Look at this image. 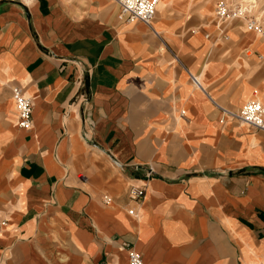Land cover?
I'll list each match as a JSON object with an SVG mask.
<instances>
[{
  "label": "crops",
  "instance_id": "crops-1",
  "mask_svg": "<svg viewBox=\"0 0 264 264\" xmlns=\"http://www.w3.org/2000/svg\"><path fill=\"white\" fill-rule=\"evenodd\" d=\"M191 5L161 0L152 31L110 0H0V264H264V133L210 101L264 105V44L189 31Z\"/></svg>",
  "mask_w": 264,
  "mask_h": 264
},
{
  "label": "built area",
  "instance_id": "built-area-1",
  "mask_svg": "<svg viewBox=\"0 0 264 264\" xmlns=\"http://www.w3.org/2000/svg\"><path fill=\"white\" fill-rule=\"evenodd\" d=\"M118 9L117 20L125 24L139 23L152 30V22L155 16L156 7L160 0H110ZM242 19L248 32L258 35L264 40V25L248 15L246 8L241 6H232L227 2L220 1L214 8V20L217 28L224 22ZM153 31V30H152ZM207 38V35H205ZM190 80L196 87L199 86L197 79L190 75ZM10 96L17 112V127L20 130L28 131L31 128V101L26 98L19 88L11 87ZM217 108L220 114V121L229 118L238 125L247 126L250 129L264 133V105L255 97L249 100L240 110L232 111L218 106L210 100ZM83 179L82 176L79 177ZM144 197V189L135 186H129L127 189V198L130 201L138 203ZM102 202L108 205L111 200L103 196ZM130 216H134L132 210H128ZM3 225V224H2ZM264 238V234H263ZM127 264H146L140 256L132 249H127Z\"/></svg>",
  "mask_w": 264,
  "mask_h": 264
},
{
  "label": "rangeland",
  "instance_id": "rangeland-1",
  "mask_svg": "<svg viewBox=\"0 0 264 264\" xmlns=\"http://www.w3.org/2000/svg\"><path fill=\"white\" fill-rule=\"evenodd\" d=\"M190 1H191L192 5H191V8L189 9L190 11H188L187 13H181L175 9H170V13L172 14V18H177V17L181 16L184 20L188 21L185 27H187V29H189V31H193L194 33L201 31L202 29H205L206 33L211 35L210 37H211L212 41H215V39H214L215 38V32H214V28L212 27L211 22L214 19V8H215L216 4L220 1H224V2H227L228 4H231L232 6L238 5V6L246 8V5H247L246 3H243L242 0H213L212 10L209 9L211 12H209V10H206L205 12L200 13L195 8L197 6H201L207 0H190ZM254 1L252 3H248V5H247L249 7V8H246L248 11V15L253 16L254 18L259 20L264 25V0H254ZM181 14H183V15H181ZM212 14H213V16H212ZM200 16H202L203 18L200 19L199 18ZM197 26H199V27H197ZM233 27H234V29L232 30ZM237 29H238V31H240V30H242L243 32L246 31L245 26H244V22L242 19L232 20L230 26L226 27V31H227L228 35L232 31H235ZM238 36L240 37L241 34H238ZM259 39H260L261 43L264 44V40L261 39L260 37H259ZM216 43L221 44V45H230L231 44L229 41H222V40L218 41ZM223 55H224V58H227L229 56L228 53L223 54ZM223 55H222V57H223ZM258 56H261L262 59H260L258 57L255 58L254 61H252V63H251L252 68L264 67V53L258 52Z\"/></svg>",
  "mask_w": 264,
  "mask_h": 264
},
{
  "label": "bare ground",
  "instance_id": "bare-ground-1",
  "mask_svg": "<svg viewBox=\"0 0 264 264\" xmlns=\"http://www.w3.org/2000/svg\"><path fill=\"white\" fill-rule=\"evenodd\" d=\"M254 0H242L243 3H246L248 5V3H252ZM161 2V0L159 1V3ZM255 2V1H254ZM246 5V8H249L248 6ZM250 5V4H249ZM230 37V36H229ZM244 44H247L249 43V41H247L246 39H244Z\"/></svg>",
  "mask_w": 264,
  "mask_h": 264
}]
</instances>
